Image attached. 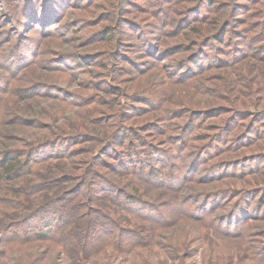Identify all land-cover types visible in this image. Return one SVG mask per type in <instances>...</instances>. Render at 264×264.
I'll list each match as a JSON object with an SVG mask.
<instances>
[{
	"label": "rangeland",
	"instance_id": "374dc122",
	"mask_svg": "<svg viewBox=\"0 0 264 264\" xmlns=\"http://www.w3.org/2000/svg\"><path fill=\"white\" fill-rule=\"evenodd\" d=\"M55 1L47 0V4L53 7ZM198 1L74 0L77 5L76 10L64 19V22L68 19L71 21L72 32L67 38H62L61 35L55 34L49 37L45 36L40 32L45 27L39 26L41 24L35 27L36 20L25 16V7L29 6V0H4V4L0 6V75H2L0 145L3 140L6 141L3 137V133L6 131L16 132L21 141L17 144L18 147H24L25 141L40 142L39 140L44 135H46L45 139L51 137L47 135L63 130V133H70L71 135L84 132L95 134L98 136L95 144H101L100 139L109 138L111 132L116 129V126L111 125L114 121L122 119L127 125H139V123L145 124L154 121L160 116L158 111L134 115L135 109L131 105H138V101L132 97L134 94H142V92L151 95L153 98L164 100L167 107L171 109H175L178 103L197 108L217 102L240 108H248V106L255 108L258 104L264 106V90L254 93L253 97H257V99H248L249 97L245 94L240 99L237 98L238 93L233 88L228 89V87L220 85L219 90L221 92H217L220 95V99H218L212 98L207 93L204 94L205 92L196 91L195 87L189 84H171L166 81L167 70L159 67L160 51L174 43L189 44L203 38L202 35L195 36L193 32L189 33L190 38H186V35L183 34L176 35L174 33L177 21L181 17L175 11L176 9L179 11L183 7L186 9L193 7L192 17L201 18L206 15L207 4L210 0H200L202 1L201 4H197ZM234 1L215 0L212 4L213 8L208 14L210 19L197 25H203L204 33L211 34L212 32L215 33L219 24L225 19H230L227 36L235 45H224L227 51L230 49L228 47H232L230 53H233L238 46L241 47L243 44L242 37L237 36L241 30H248L245 34L254 37L256 45L264 46V0H259L260 2L257 3L238 0L242 5L253 7L252 14L249 11L243 12L246 11L247 7H241L240 11L235 10L234 13L231 12L230 15L223 17L218 12H214V5L215 8H222V11H230ZM34 4V8L39 7L36 3ZM239 8L240 6L237 9ZM166 13L167 16H165ZM71 17L79 18L73 19ZM163 18L168 19L170 24L166 26L162 22ZM210 21L218 23L210 26ZM87 23L91 26H88ZM107 26L115 28L114 36L109 39L99 34L90 40L93 34L107 28ZM157 27L160 28L157 29ZM183 31L185 29L182 30V33H184ZM18 43L24 45L25 53L28 52L29 55L22 62L19 58L11 55L10 48ZM36 46L40 48L34 52ZM217 46L216 41H212L209 42V46L203 47V50H209L212 54L217 51ZM196 50L197 45H194L190 50L183 49L170 54L165 62L169 63L184 58L190 53L195 54ZM100 52L101 56L95 60L90 59L89 54L97 55ZM152 54H158V58H154ZM7 55L9 59H5ZM131 59L136 63L131 64ZM145 60L148 62L147 65L137 67L136 64ZM79 62L80 64H78ZM17 65L20 68L15 69ZM216 73L218 74L215 75L220 74L219 71ZM222 75L226 80L233 78L232 75L226 73H222ZM254 77H257L259 81L260 77L264 79V73L256 74ZM221 81L225 82L224 79ZM258 81L257 84H253L254 88L259 89L263 85H259ZM228 82L231 81L228 80ZM39 84H47L48 87H43L41 90L33 88L35 85L38 87ZM108 84L111 86L107 87ZM232 86L233 84H230V87ZM21 87L28 89L31 96L22 97L23 93L19 90ZM56 87H60L61 90L58 92L63 91L67 98L55 96L56 93L52 89ZM205 87L207 89V86ZM214 87L216 88L215 85ZM259 97H261V101L258 103ZM85 99H91V101L83 103ZM230 99H233L235 103L233 104ZM244 101L246 104H243ZM251 101L256 102L251 104ZM249 103L250 105H248ZM30 104L33 105L32 110L35 111V115L27 113ZM126 109L130 112L126 113ZM105 114L113 115L106 124H104L103 119L100 120L101 116ZM226 116L227 114H223L218 118V121L223 123L222 118ZM16 118L18 122H13ZM250 120L255 121L257 125H263L264 129V114L260 117L252 115L249 118H243L242 122L247 123ZM11 122L13 123L11 124ZM139 134L141 135L140 139L135 140L134 146L131 144L126 146L129 140L124 143V146H117V150L125 153L122 155L123 157L134 156L132 154L126 155L127 147L128 150L140 148L144 155L151 156L157 152L159 146H162L160 144L162 137L147 138L146 135L149 134L144 131H140ZM147 141V144H142ZM151 143L154 146L149 147ZM95 144L82 142L75 144L72 148L86 150L91 149ZM97 150L96 148L91 152L95 153ZM246 151H248L247 155L252 154L251 149L247 148ZM88 155L91 157L92 154ZM102 159L110 164L117 161L114 156L108 153H105ZM71 161L54 160L45 163H33L34 168L39 172L33 176L32 183H44L42 175L54 178L61 177L62 174L77 176L84 172V168H79L77 164H72ZM250 164L251 166L256 165L251 162ZM250 164L247 163L246 168H249ZM97 169L108 179L122 184L127 192L132 191L131 188L133 189V187L137 188L139 195L149 201L157 202V204L169 203L176 197L173 193L165 194L164 191L152 189L149 186H136V180L130 174L122 173V176L115 177L112 175L109 165L104 167L99 164ZM27 178L30 177L27 176ZM233 179L229 177L221 180L223 183H218L216 188L225 187V182H234ZM245 180H237L238 185L246 182ZM26 181L30 182L29 180ZM251 183H253V187H260L264 185V180L260 178L251 181ZM65 185L71 187L70 184L61 186ZM187 185L184 196L197 194L205 187L203 184L195 182ZM61 186L52 185L48 189L38 190L34 195L29 196L30 200H25L30 207L27 209L35 213L44 208L50 199V194L56 193L57 188ZM1 193L2 189L0 195H5ZM96 203V207L109 213L110 216L105 217L112 220L113 223L122 224L126 228H134L139 231L148 226V233L151 234H148L144 242L134 246L120 247L116 242L110 240L103 245L90 249L85 247L86 244L84 246L85 234L83 233L87 232L88 228L90 229L99 219L85 220L83 218L76 221L82 223L76 235L73 236L72 231H69L68 234H72V239L70 237L63 241L51 239L36 242H26L21 239L2 240L0 242V264H264L249 258L248 239L250 235L245 238L229 236L221 232L216 233L188 217H178L172 224L159 227L134 218L132 212H116L117 207H114L113 203L107 200ZM15 216H17V212L15 213L13 206H10L6 200H0V227L10 220L12 221V217ZM8 219L10 220L7 222ZM258 238L264 241V236ZM186 253H190V256Z\"/></svg>",
	"mask_w": 264,
	"mask_h": 264
},
{
	"label": "trees",
	"instance_id": "16d2710c",
	"mask_svg": "<svg viewBox=\"0 0 264 264\" xmlns=\"http://www.w3.org/2000/svg\"><path fill=\"white\" fill-rule=\"evenodd\" d=\"M214 1L208 2L207 13L201 18L192 17L193 7L175 10L181 17L177 21L174 33L190 38L191 35H188L193 32L195 36L202 35V40L192 41L189 44L174 43L160 51L162 53H159L160 60L158 54L152 55L160 61L159 67L167 70L166 81L171 84H189L195 87L196 91L205 92L204 94L207 93L212 98L218 99H220V95L217 92H221L219 86L223 85L228 89L233 88L238 93L237 98L241 99V96L245 94L249 97L248 99H257L253 95L255 92L264 90V79L260 77L258 81L254 75L264 73V46L256 45L255 38L245 34L248 30H241L237 36L242 37V46H238L233 53H230L232 47H228L230 49L227 51L224 45H235L227 36L230 19H225L219 24L215 33H204L203 25L198 26L197 24L210 19L208 14L213 8ZM248 1L260 2L259 0ZM29 2V6L25 7V16L36 20L35 27L39 24H41L39 26L45 27L40 31L45 36L49 37L55 34L67 38L72 32L71 21L68 19L64 22V19L76 10L77 5L74 0H56L53 7L47 4V0H29ZM198 2L197 4H201L202 1ZM34 3L39 7L34 8ZM3 4L4 0H0V6ZM239 6L240 8L237 9ZM241 7H247L243 12L249 11L252 14L253 7L242 5L238 0L234 1L230 11H222V8H215L214 5V12H218L223 17L230 15L231 12L234 13L235 10L240 11ZM64 10L66 11L63 12ZM167 15L166 13L165 16ZM71 18L78 19L79 17ZM194 20L199 22L196 23ZM162 22L166 26L170 24V21L165 18ZM243 22L245 21L243 20ZM216 23L218 22H209L210 26H214ZM87 25L91 26L89 23ZM183 29H185L184 33H182ZM114 30L115 28L107 26L93 34L90 40L99 34L110 39L114 36ZM212 41H216L218 46L217 51L211 54L209 50H203V47L209 46V42ZM194 45H197L195 54L190 53L184 58L169 63L165 62L170 54L183 49L190 50ZM37 48L40 47L36 46L34 52L37 51ZM10 49L11 55L19 58L21 62L26 56H29L28 52L25 53L26 49L21 43L13 45ZM101 55L100 52L97 55L89 54V57L95 60ZM5 59H9V56L7 55ZM147 60L136 64L137 67L147 65ZM130 63L135 64L136 62L131 59ZM81 66L84 67V65ZM18 68L20 67L17 65L15 69ZM216 71H219L220 74L215 75L218 74ZM222 73L232 75L233 78H228L231 82H228ZM223 79L225 82L221 81ZM257 81L259 85L263 84L259 89L253 87ZM94 84L96 85V83ZM230 84L233 86L230 87ZM108 86L111 85L108 84ZM43 87H48V85L39 84L38 87L35 85L33 88L41 90ZM23 88L19 89L23 93L22 97H30L31 93L28 92V89ZM59 88L52 89L56 93L55 96L67 98L63 91L58 92L61 90ZM132 98L138 101V105H131L135 109L134 115L158 111L160 116L154 121L145 124L139 123V125H127L122 119L114 121L111 125L116 126V129L111 132L109 138H101V144L98 145L95 144V141L98 140V136L95 134L84 132L71 135L63 133V130L49 134L47 136L51 137L45 139L46 135H44L43 138L38 139L40 142L25 141L24 147H18L17 144L21 141L16 132L6 131L3 133L6 141L3 140L0 145V190L2 189L1 194L5 195H0V200H6L10 206H13L17 216L12 217V221L6 220L10 221L0 227V242L5 239H21L26 242L51 239L63 241L79 232L82 223L76 221L83 218L85 220L99 219L90 229L88 228L87 232L83 233L85 234L84 246L86 244L85 247L90 249L110 240L116 242L120 247L134 246L144 242L148 234H151L148 233L149 227L139 231L113 223L112 220L105 217L110 216L108 212L96 207V202L107 200L117 207L116 212H132L134 218L159 227L172 224L178 217H188L216 233L221 232L225 235L245 238L250 235L248 239L249 258L264 263V241L258 238L264 236V185L253 187V183H251V181L260 178L264 180V129L263 125H257L252 120L247 123L242 122L243 118L263 115L264 106L258 104L255 108L251 106L240 108L217 102L197 108L178 103L175 109H171L167 107L164 100L153 98L144 92L136 93ZM91 99H85L83 103L85 101L89 103ZM230 101L235 103L233 99ZM260 101L261 97H259L258 103ZM255 102L251 101V104ZM243 104H246V101ZM32 108V104L28 105L27 113L35 115ZM125 111L126 113L130 112L128 109ZM223 114H227V116L222 118L223 123H221L218 118ZM112 116V114H105L101 116L100 120L103 119L106 124ZM13 122H18L17 118ZM140 131L147 132L149 134L146 135L147 138L162 137L163 139H160L162 146H159L161 148L158 147L157 152H154L153 155L146 156L140 148L128 150L127 147L126 155L134 156L123 157L122 155L125 153L117 150V146H124L127 140L129 141L126 146L128 144L134 146L135 140L140 139ZM82 142H90L95 145L86 150L72 148L75 144ZM147 143L148 141L142 144ZM152 146H154L153 143L149 147ZM96 148L98 150L95 153L91 152ZM247 148L252 150V154L247 155L248 151L245 152ZM105 153L114 156L117 161L112 164L108 163L104 160L105 157L102 159ZM88 154H92L91 157ZM172 158L174 159L172 160ZM54 160H72V164L75 163L79 168H84V172L77 176L62 174L63 176L54 178L42 175L44 183H32L33 176L39 172L34 168L33 163ZM250 162L256 165L251 166ZM247 163L250 164L249 168H246ZM99 164L104 167L109 165L111 173L115 177L122 176V173L130 174L134 176L136 186H149L152 189L164 191L165 194L173 193L176 197L169 203L157 204V202L144 199L138 194L137 188L133 187L132 191L127 192L122 184L108 179L106 175L102 174L97 169ZM229 177L234 178V182H225V187L219 185L220 187L216 188L218 183H223L221 180ZM244 179L246 182L238 185L237 180ZM192 182L203 184L205 187L197 194L184 196L187 184ZM63 184H70L71 187L61 186ZM52 185L61 187L57 188L56 193L50 194V199L44 208L35 213L30 212L31 210L27 209L30 207L25 200H30L28 197L34 195L38 190L48 189ZM75 223L77 224L75 225ZM70 230L72 231L71 235L68 234ZM260 243L262 244L259 245ZM186 254L190 256V253Z\"/></svg>",
	"mask_w": 264,
	"mask_h": 264
}]
</instances>
